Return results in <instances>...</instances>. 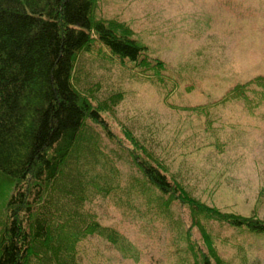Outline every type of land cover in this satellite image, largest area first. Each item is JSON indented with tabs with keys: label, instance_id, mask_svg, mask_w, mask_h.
<instances>
[{
	"label": "trees",
	"instance_id": "16d2710c",
	"mask_svg": "<svg viewBox=\"0 0 264 264\" xmlns=\"http://www.w3.org/2000/svg\"><path fill=\"white\" fill-rule=\"evenodd\" d=\"M95 4L0 0V179L13 186L0 219V264H78L76 248L90 237L100 239L120 259L137 262L140 251L126 236L102 224L93 211H84L83 205L97 196L145 230L155 221L175 231L165 252L170 264H241L246 255L239 254L246 247L259 250L258 242L264 243V220L224 213L195 199L154 165L153 155L138 143L132 151L116 146L126 157L123 163L133 167L116 187L111 178L103 180L94 172L79 171L76 180L68 178L67 171L86 161L93 170L109 174L94 161L91 150L90 161L83 156L86 148L99 144V133H89L88 122L101 127L100 134L107 138L102 140L115 144L101 113L122 97L111 93L93 106L89 97L100 85L80 86L79 76L86 79V72L77 68L80 55L95 41L110 56L109 62L97 59L104 64L146 61L140 59L144 47L127 25L96 17ZM226 98L253 111L264 104V78L234 86ZM138 150L144 154L138 156ZM70 204L73 210L67 209ZM225 232L229 239L220 237Z\"/></svg>",
	"mask_w": 264,
	"mask_h": 264
},
{
	"label": "rangeland",
	"instance_id": "374dc122",
	"mask_svg": "<svg viewBox=\"0 0 264 264\" xmlns=\"http://www.w3.org/2000/svg\"><path fill=\"white\" fill-rule=\"evenodd\" d=\"M95 3L96 17L127 25L134 40L144 47L140 59L148 64L128 60H115L114 66L104 64L98 60L109 62L110 56L95 41L89 52L80 55L77 68L81 74L86 72V79L84 74L79 76L80 86L100 85V90L89 97L91 104L97 105V100L111 93H121L122 97L108 112L101 113L116 145L102 140L107 138L100 134L101 127L88 122L89 133H99V144L94 151L86 148L83 156L90 161L91 150L94 161L109 174L93 170L86 161L70 174L67 171L68 178L76 180L79 171L94 172L103 175V180L111 178L116 187L120 177L124 180L133 168L123 163L126 157L116 148L132 151L133 144L138 143L153 155L154 165L156 162L165 169L167 176L195 199L224 213L264 220V105L249 113L240 101L218 103L235 85L264 78V0ZM156 61L163 65L155 66ZM135 153L144 154L139 150ZM108 159L117 168L113 169ZM73 185L78 189V183ZM12 190V184L0 179V219ZM83 207L97 214L102 224L118 229L139 249L140 256L137 262L120 259L100 239L90 237L77 246V262L171 263L165 252L175 231L169 227L153 221L145 230L139 222L123 219L109 201L98 196ZM67 209L73 210V204ZM64 211L66 208L61 207ZM219 235L229 239L228 232ZM236 244L246 245L241 240ZM263 245L258 242L259 250L246 247L239 254H245L246 259L240 263L264 264ZM61 251L64 254L66 249Z\"/></svg>",
	"mask_w": 264,
	"mask_h": 264
}]
</instances>
